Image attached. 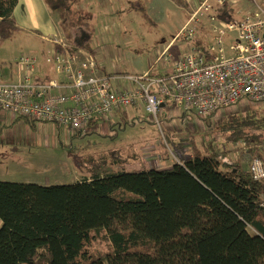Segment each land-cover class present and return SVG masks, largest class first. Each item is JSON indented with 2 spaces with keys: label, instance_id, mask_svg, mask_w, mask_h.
<instances>
[{
  "label": "trees",
  "instance_id": "16d2710c",
  "mask_svg": "<svg viewBox=\"0 0 264 264\" xmlns=\"http://www.w3.org/2000/svg\"><path fill=\"white\" fill-rule=\"evenodd\" d=\"M43 1L57 15L71 52L85 48L94 55L95 29L81 0ZM17 3L0 0L3 39L19 30L13 17ZM141 9L140 17L152 24ZM236 13L233 3H225L210 15L226 21ZM85 32L89 38L82 44ZM227 117L220 124L223 142L213 140L205 151L192 144L190 155H178L170 167L117 157L111 162L119 170L103 174L107 161L101 157L86 178L73 183L0 180V264H264V183L229 158L225 148L231 142H263L264 112L246 109ZM23 118L35 127V120ZM96 239L108 250L93 252Z\"/></svg>",
  "mask_w": 264,
  "mask_h": 264
},
{
  "label": "rangeland",
  "instance_id": "374dc122",
  "mask_svg": "<svg viewBox=\"0 0 264 264\" xmlns=\"http://www.w3.org/2000/svg\"><path fill=\"white\" fill-rule=\"evenodd\" d=\"M232 2L241 14L255 8L252 0ZM86 3L81 0L80 7L91 11L93 29L101 22V9L98 7L103 10L105 7H111L114 11L107 17L108 20H103L100 24L110 29L111 36L108 40L100 41L95 30L91 43V48L95 51L94 56H91L98 68L108 74H114L115 71V74L124 76L150 72L152 75L155 73L156 76H164L171 71L172 66L185 54L189 46L194 45L195 38L198 42L208 44L213 34V20L207 18L202 21L201 29L194 39H175L174 36L192 10L187 8V5H178L173 0H117V6L107 5L108 2L105 1L98 2L97 6ZM93 7H96V11L92 13ZM141 7L150 15L152 24L140 17L143 10ZM236 17H239L237 13ZM61 36L63 37V34ZM233 36L234 32H230L224 37L226 56L234 55L229 47ZM88 38L86 32L81 33L79 42L83 44ZM171 39L173 41H170ZM39 41L30 31L24 32L20 29L10 38L0 37V70L7 74L10 67L19 68L30 75L29 71L33 70L36 62L19 66L18 60L26 55L36 57L30 51ZM80 49H84L80 51L81 58H89L88 50ZM161 52H165L164 56ZM156 61L158 65L155 64ZM246 109L264 112V102L255 103L244 99L236 106L222 109L204 118L195 113L185 114L181 109L171 108L168 103V106L160 107L156 119L145 113L143 104H140L133 110L135 123L123 121L125 125L122 127L112 122L96 124L84 132L73 131L66 124L38 121L37 128L29 131L31 140L21 145L19 159L0 164V172L3 175L1 179L40 185L73 183L86 178L93 162L96 164L101 157L105 158L107 164L104 167H95H103V174L119 170V165L111 162L117 157L130 162L137 160L140 164L158 169L170 167L173 160L178 159V155H190L192 144L205 151L209 142H223L220 138L221 122L225 117ZM168 139L171 146L166 153L164 146ZM246 144L231 142L225 145L229 158L238 161L244 168L248 163L245 154L251 153L246 150ZM90 249L98 254L103 253L108 250V244L96 239L91 243Z\"/></svg>",
  "mask_w": 264,
  "mask_h": 264
},
{
  "label": "built area",
  "instance_id": "2783aa9c",
  "mask_svg": "<svg viewBox=\"0 0 264 264\" xmlns=\"http://www.w3.org/2000/svg\"><path fill=\"white\" fill-rule=\"evenodd\" d=\"M252 2L255 8L251 11L241 14L237 10L239 17L218 21L211 11L232 0H201L175 37L194 39L203 19L210 18L214 22L211 39L206 48L189 46L164 76L150 72L124 76L104 73L91 55L84 60L80 51L71 52L62 37L55 40L60 49L55 48L45 59L63 73L65 80L34 82L26 74L23 80L12 82L4 81L0 74V110L84 132L96 124L112 122L122 127L135 123L130 109L140 104L156 119L160 107L168 103L185 114L204 118L244 99L264 102V0ZM230 32H234L229 45L234 55L226 56L224 37ZM161 53L164 56L165 52ZM35 61V56L26 55L18 64L32 65ZM117 117L121 119L117 121ZM246 145V150L254 147L259 151L247 152V170L255 181L264 183V141Z\"/></svg>",
  "mask_w": 264,
  "mask_h": 264
},
{
  "label": "crops",
  "instance_id": "0c3cea01",
  "mask_svg": "<svg viewBox=\"0 0 264 264\" xmlns=\"http://www.w3.org/2000/svg\"><path fill=\"white\" fill-rule=\"evenodd\" d=\"M102 1L108 2L107 5L117 6V0H85L87 5L95 4V6H97L98 2ZM200 1L201 0H186L187 8L193 10ZM98 8L101 9V22L97 25L95 30L99 40L104 41L108 40L112 33L109 31L110 29H108V27L101 26L100 24L103 20H108L107 17L113 14L114 11L111 10V7H105L104 10L102 7ZM95 11L96 7H93L92 13ZM13 17L20 30L24 32L30 31L34 37L40 40L30 51L36 55L37 59L33 70L29 71V80L34 82H46L50 79H56L59 82L64 81L65 76L63 73L55 70L53 65L46 62L45 59L49 53L55 50V40L62 38V32L57 24V15L48 9L43 0H18L13 10ZM170 41H173V39ZM81 50L84 49H79V51ZM155 64L158 65V62L156 61ZM1 70V78L4 81L19 82L23 80L27 74V72L13 67L9 68L7 74ZM57 91L59 90L53 89V92ZM165 106H168V104ZM133 110L131 113L135 114ZM118 119L121 118L117 117V121ZM37 122L38 121H36L34 128H37ZM41 122L47 123L46 121ZM34 128H32L23 117L17 116L10 111L0 110V164L19 159L18 153L21 145L31 140L29 131H33ZM2 176L0 172V180L13 181L12 179H1L3 178Z\"/></svg>",
  "mask_w": 264,
  "mask_h": 264
}]
</instances>
